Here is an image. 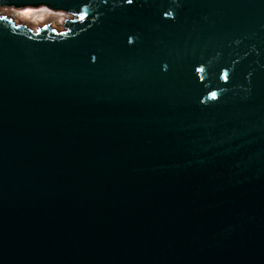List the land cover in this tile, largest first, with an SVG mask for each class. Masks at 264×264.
<instances>
[{
  "label": "water",
  "instance_id": "water-1",
  "mask_svg": "<svg viewBox=\"0 0 264 264\" xmlns=\"http://www.w3.org/2000/svg\"><path fill=\"white\" fill-rule=\"evenodd\" d=\"M0 264H264V0H0Z\"/></svg>",
  "mask_w": 264,
  "mask_h": 264
},
{
  "label": "rangeland",
  "instance_id": "rangeland-1",
  "mask_svg": "<svg viewBox=\"0 0 264 264\" xmlns=\"http://www.w3.org/2000/svg\"><path fill=\"white\" fill-rule=\"evenodd\" d=\"M7 9H17V10H24L29 11L30 14V20L33 19H41V21H48L42 25L48 24L52 28H54L57 31H62L63 30V23L65 19H72L73 18V13L63 10H52L47 6H35V7H14V6H6V5H1L0 6V15L6 16L13 20L16 23H19L18 20L10 15L3 14V10ZM28 9V10H27ZM8 11V10H7ZM9 13V12H7ZM20 24V23H19ZM42 25H39V23L36 24H31L29 23L26 24L27 27L31 28L32 30H37L39 29Z\"/></svg>",
  "mask_w": 264,
  "mask_h": 264
},
{
  "label": "bare ground",
  "instance_id": "bare-ground-1",
  "mask_svg": "<svg viewBox=\"0 0 264 264\" xmlns=\"http://www.w3.org/2000/svg\"><path fill=\"white\" fill-rule=\"evenodd\" d=\"M7 10H3L2 11L3 14H7V15H10V16L16 18L20 24L25 25V26H26V24L29 25V23H31V24L39 23V25H42V24L48 22L47 20L46 21H41V19L30 20L29 11H26V9H25V11L24 10L20 11V10H17V9H14V10L13 9H7ZM7 12H9V13H7Z\"/></svg>",
  "mask_w": 264,
  "mask_h": 264
},
{
  "label": "flooded vegetation",
  "instance_id": "flooded-vegetation-1",
  "mask_svg": "<svg viewBox=\"0 0 264 264\" xmlns=\"http://www.w3.org/2000/svg\"><path fill=\"white\" fill-rule=\"evenodd\" d=\"M28 6H40V5H28ZM72 13H73V18L70 20H81L82 19V15H80L79 13H76V12H72Z\"/></svg>",
  "mask_w": 264,
  "mask_h": 264
}]
</instances>
